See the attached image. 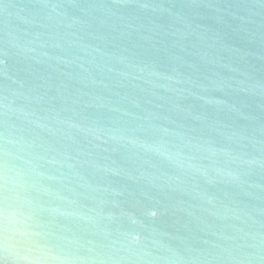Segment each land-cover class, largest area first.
I'll use <instances>...</instances> for the list:
<instances>
[{
	"label": "water",
	"instance_id": "water-1",
	"mask_svg": "<svg viewBox=\"0 0 264 264\" xmlns=\"http://www.w3.org/2000/svg\"><path fill=\"white\" fill-rule=\"evenodd\" d=\"M36 261L264 264V0H0V264Z\"/></svg>",
	"mask_w": 264,
	"mask_h": 264
},
{
	"label": "clouds",
	"instance_id": "clouds-1",
	"mask_svg": "<svg viewBox=\"0 0 264 264\" xmlns=\"http://www.w3.org/2000/svg\"><path fill=\"white\" fill-rule=\"evenodd\" d=\"M6 171H7V166H6ZM4 180H5V187H4L5 196H4V198H5V201H6V204H7V201L9 199V195H8L9 189L7 187V185H8V176L7 175H5ZM3 220H4L5 230L7 231L9 226H10V224L13 222L12 219L10 218V216H9V212H8V208L7 207H5L4 212H3ZM34 264H41V262L36 261V262H34Z\"/></svg>",
	"mask_w": 264,
	"mask_h": 264
}]
</instances>
